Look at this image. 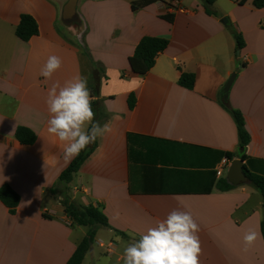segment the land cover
<instances>
[{"label": "crops", "instance_id": "1", "mask_svg": "<svg viewBox=\"0 0 264 264\" xmlns=\"http://www.w3.org/2000/svg\"><path fill=\"white\" fill-rule=\"evenodd\" d=\"M134 1L80 0L79 27L62 29L58 0H0V189L20 197L14 211L0 200V264H69L87 235L61 203L60 176L75 158L66 160L64 145L47 131L49 89L76 75L89 89L94 76L100 82L93 101L105 114L101 126L112 128L70 184L73 200L108 220L96 239L105 229L118 247L104 254L123 264L130 242L181 208L200 226V264H264L263 198L249 178L264 179V8L216 0L209 14L202 0H157L134 11ZM23 14L39 27L27 42L16 35ZM147 36L169 44L140 76L129 59ZM50 55L62 66L45 79L40 70ZM184 72L195 75L191 90L180 85ZM233 73L228 103L244 116V149L221 93ZM18 128L36 141L22 144ZM228 154L243 160L246 181L224 191L227 175L218 177L217 168ZM248 230L260 238L244 251Z\"/></svg>", "mask_w": 264, "mask_h": 264}, {"label": "clouds", "instance_id": "2", "mask_svg": "<svg viewBox=\"0 0 264 264\" xmlns=\"http://www.w3.org/2000/svg\"><path fill=\"white\" fill-rule=\"evenodd\" d=\"M61 66L62 59L50 55L40 75L51 79ZM92 103L87 78L81 75L72 77L63 85L54 84L47 93V131L64 145L66 160L75 158L98 137L112 131L108 123L101 126L95 120ZM199 232L200 226L191 211L173 209L138 240L128 244L123 251V264H200ZM259 238L258 231L245 232L243 250L248 251Z\"/></svg>", "mask_w": 264, "mask_h": 264}, {"label": "trees", "instance_id": "3", "mask_svg": "<svg viewBox=\"0 0 264 264\" xmlns=\"http://www.w3.org/2000/svg\"><path fill=\"white\" fill-rule=\"evenodd\" d=\"M156 1L157 0L134 1L132 2V9L138 11L147 4ZM215 1L216 0H202L203 6L209 14H212L211 7L214 5ZM248 1L249 0H237V3L239 5H245ZM253 5L258 9L264 8V0H253ZM38 34L39 27L36 20L31 15H21L20 22L16 28L17 37L27 42ZM234 34L238 49L240 50L244 45L243 39L240 34ZM168 44L169 39L167 37H144L136 47L134 55L129 59L132 71L140 76H145L155 66L158 55L168 47ZM194 84L195 75L193 73L184 72L180 78V85L191 90L193 89ZM99 87L100 82L94 76L93 86L90 89L93 98L99 97ZM133 97L134 94L130 96L131 99H133ZM224 106L236 122L240 145L241 148L244 149L250 141V136L245 127L244 116L240 111L230 107L229 103H224ZM92 107L95 112V120L99 121L101 125L105 114L99 101H93ZM16 137L22 144L31 145L36 141V135L26 128H18ZM94 149L95 143H91L82 150L80 154L75 157L69 167L61 174L59 180L60 183L66 187V192L61 200L65 214L70 218L74 225L87 228V235L78 245L75 253L69 260V264H82L86 254L97 237L99 228L101 226H108V220L102 210L91 205L85 206L78 201L73 200L70 195V184L72 183L74 176L79 172L81 166L90 157ZM227 156L229 159L233 158L232 154H228ZM249 178L253 185L262 193L264 204V179L255 175H249ZM233 188L234 186L230 185L226 180L222 181L221 190L228 191ZM0 200L14 211L19 204L20 197L11 187L6 185L0 189ZM262 232L264 235V221L262 223ZM121 234L125 236L124 233Z\"/></svg>", "mask_w": 264, "mask_h": 264}, {"label": "water", "instance_id": "4", "mask_svg": "<svg viewBox=\"0 0 264 264\" xmlns=\"http://www.w3.org/2000/svg\"><path fill=\"white\" fill-rule=\"evenodd\" d=\"M79 1L80 0H68L64 5L62 11L61 20L63 24L70 29L77 28L80 25V17L77 12ZM228 20L229 19L225 17L224 19H222V23L227 26ZM237 76V73H233L222 87L221 93L224 103H228L229 101L230 91L234 85V82L237 79ZM241 151L243 150L241 149ZM226 180L230 185L234 187L246 181V174L243 169L242 159H236L232 161V164L227 173Z\"/></svg>", "mask_w": 264, "mask_h": 264}, {"label": "rangeland", "instance_id": "5", "mask_svg": "<svg viewBox=\"0 0 264 264\" xmlns=\"http://www.w3.org/2000/svg\"><path fill=\"white\" fill-rule=\"evenodd\" d=\"M60 2V4L62 3V6L61 8V17H62V11H63V8H64V5L66 4V2L68 0H58ZM62 19V18H61ZM61 22V28L63 29L64 28V24L62 22V20H60ZM228 173V170H225V175H227ZM82 230L84 232H87V228H82ZM106 230L105 229H102L100 230V235L99 237L94 241L93 245H92V250H91V253H89V256H88V261H87V264H103L105 263L106 261H108L107 263L108 264H116L117 263V255L113 256L112 258H108L107 255H105L104 253L107 254V247L109 245L110 242H113L112 240L109 239L108 237V234L107 232H105ZM100 242H103L105 244V248H101L99 243ZM116 247H118V245L116 243H113ZM115 249V248H114ZM92 254L95 255V259H93L92 257ZM99 261V262H98Z\"/></svg>", "mask_w": 264, "mask_h": 264}, {"label": "built area", "instance_id": "6", "mask_svg": "<svg viewBox=\"0 0 264 264\" xmlns=\"http://www.w3.org/2000/svg\"><path fill=\"white\" fill-rule=\"evenodd\" d=\"M232 164V160L229 159V158H224L219 167L217 168V176L218 177H221L224 173L225 170H229L230 166ZM100 247L101 248H105V244L103 242H100L99 243ZM114 247L115 245L113 243H109L108 247L106 248L107 249V254H112L114 252Z\"/></svg>", "mask_w": 264, "mask_h": 264}]
</instances>
